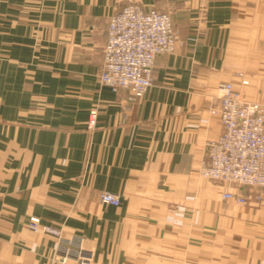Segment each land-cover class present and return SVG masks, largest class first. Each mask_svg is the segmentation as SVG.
<instances>
[{
	"label": "crops",
	"instance_id": "1",
	"mask_svg": "<svg viewBox=\"0 0 264 264\" xmlns=\"http://www.w3.org/2000/svg\"><path fill=\"white\" fill-rule=\"evenodd\" d=\"M135 2L169 11L180 39L131 99L99 73L111 16ZM221 81L264 104V0H0V264H64L33 216L91 264H264V188L199 174Z\"/></svg>",
	"mask_w": 264,
	"mask_h": 264
},
{
	"label": "built area",
	"instance_id": "2",
	"mask_svg": "<svg viewBox=\"0 0 264 264\" xmlns=\"http://www.w3.org/2000/svg\"><path fill=\"white\" fill-rule=\"evenodd\" d=\"M179 39L169 11L144 9L136 2L124 6L109 20L100 82L115 92L128 91L131 99L142 97L153 83L157 56L174 51ZM242 82L246 84L248 79ZM218 93L223 130L208 143L207 158L200 163L199 173L220 183L264 188V104L246 100L231 81H221ZM97 120L98 110L93 109L88 128L96 127ZM223 196L241 203L247 201L236 191L228 190ZM99 199L113 205L121 202L120 196L111 191H101ZM29 227L60 235L54 227L41 225L37 217L31 218ZM66 242L61 244L65 247L59 257L62 263L74 259L76 264H90L91 252Z\"/></svg>",
	"mask_w": 264,
	"mask_h": 264
},
{
	"label": "rangeland",
	"instance_id": "3",
	"mask_svg": "<svg viewBox=\"0 0 264 264\" xmlns=\"http://www.w3.org/2000/svg\"><path fill=\"white\" fill-rule=\"evenodd\" d=\"M200 174V173H199ZM202 176V175H201ZM203 177V176H202ZM203 178H206V177H203ZM207 179H209V178H207ZM101 191H109V190H101ZM101 191H99V193L101 192ZM111 192H113V191H111ZM99 193H98V197H99ZM115 193V192H114ZM117 194V193H116ZM33 217H37V218H39L40 219V222H41V225H43L44 227L45 226H51V225H47V224H44V223H42V221H41V218L40 217H38V216H33ZM32 218V217H31ZM31 218H30V220H31ZM30 220H29V222H30ZM51 227H54V226H51ZM56 230H58L59 231V233H60V235H58L59 237H62V241H61V244L62 243H64L65 241H72V242H74V243H77L78 245H80L81 247H82V244L81 243H79V241L78 240H75V238L74 237H67V236H65L63 233H62V231H61V229H59V228H56V227H54ZM76 245V244H75ZM68 246H70L71 247V250L74 252L75 251V249L73 248V246H71V245H68ZM62 247L63 246H60L59 247V249H58V257H57V260L60 262V263H62L61 262V260H60V254H61V251H62ZM83 248V247H82ZM65 249V247H63V250ZM86 250V249H85ZM87 251H89V250H87ZM90 252V251H89ZM92 254V253H91ZM69 261V260H68ZM64 264H66V263H64ZM91 264V263H90Z\"/></svg>",
	"mask_w": 264,
	"mask_h": 264
}]
</instances>
